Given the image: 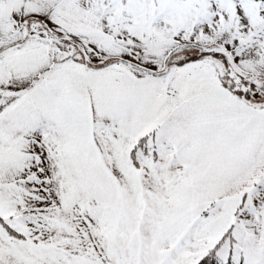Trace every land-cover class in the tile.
<instances>
[{
    "label": "snow or ice",
    "instance_id": "1",
    "mask_svg": "<svg viewBox=\"0 0 264 264\" xmlns=\"http://www.w3.org/2000/svg\"><path fill=\"white\" fill-rule=\"evenodd\" d=\"M0 264H264V0H0Z\"/></svg>",
    "mask_w": 264,
    "mask_h": 264
}]
</instances>
